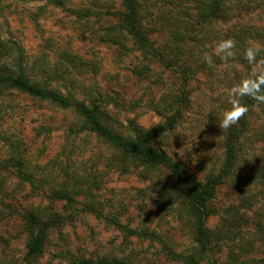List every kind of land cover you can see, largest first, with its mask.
<instances>
[{
  "label": "rangeland",
  "instance_id": "obj_1",
  "mask_svg": "<svg viewBox=\"0 0 264 264\" xmlns=\"http://www.w3.org/2000/svg\"><path fill=\"white\" fill-rule=\"evenodd\" d=\"M120 3L67 0V8L88 9L89 18H77L49 0H5L0 3V37L23 47L26 74L32 81L47 82L60 94L87 104L96 101L108 113L109 125L119 132H130L133 122L144 129L163 124L175 115L184 91L188 107L169 139L161 141L190 174L204 179L223 164L226 129L218 122L230 109V92L247 78L248 71L219 52L223 41L217 44L213 38L192 48V59L206 65L186 81L184 75L137 49L124 32L106 37V30L117 24L106 11L118 9ZM242 22L264 30L262 13L248 15ZM167 37L168 33L151 34L161 45ZM66 51L86 64L68 62L62 56ZM44 64L59 67L62 74H43ZM12 65L0 55V67ZM2 100L8 105L0 108L1 202L44 219L50 215L62 218L60 227L50 232L43 256L33 264H72L80 259L190 264L192 257L196 264H264V247L256 245L247 255L237 248L253 240L252 220L264 217V189L257 181H247L250 168L258 160V167L264 164V145L257 143L264 134V121L257 109L254 129L242 145L238 177H229L218 188L213 204L219 213L207 222L210 230L219 231L223 213L238 208L244 199L249 209L242 212L251 220L241 227L245 242L240 238L233 245L223 242L208 256L198 257L192 217L180 198L172 195L168 200L165 182L169 179L164 169L135 166L88 130L73 109L16 92L5 94ZM13 158L23 167L7 163ZM1 202L0 264H29L24 222ZM232 250L241 256L239 261L232 260Z\"/></svg>",
  "mask_w": 264,
  "mask_h": 264
},
{
  "label": "trees",
  "instance_id": "obj_2",
  "mask_svg": "<svg viewBox=\"0 0 264 264\" xmlns=\"http://www.w3.org/2000/svg\"><path fill=\"white\" fill-rule=\"evenodd\" d=\"M3 1L5 0H0V3ZM49 2L58 8L66 9L77 18H89L88 9L67 8V0H49ZM106 13L117 20L115 26L106 30L107 38L112 39V34L124 32L137 49L153 57L161 66L184 75L186 81L190 75H195L198 67L206 65L205 61L192 59L194 55L192 48L202 46L213 38L217 44L220 41H233L234 47L229 50L231 55L225 54V56L229 57L232 64L246 68L248 76L243 81L254 78L253 72L264 73V30L259 31L257 27H249V24L244 25L242 22L244 18L247 19L248 15L255 13L264 15V0H121L118 9L107 10ZM167 33L168 37L162 45L158 40L151 38V34L160 37L161 34ZM249 47L259 49L253 63H249L246 59V50ZM0 55L10 59L13 64L11 68L0 67V108L8 105L2 97L5 94L16 92L36 100L50 102L62 109H73L84 120L88 130L116 149L124 158L130 159L135 166H143L152 170L164 169L169 179V182H165L168 200H172V195L176 199L180 198L192 217L198 257L208 256L223 242L233 245L234 241L239 238L245 242V234L241 232V227L251 220L247 218L246 213L242 212V209H249L246 206L248 202L244 199L241 200L238 208H230L223 213L219 231L210 230L207 222L210 217L219 213L213 204L218 188L224 185L229 177H238L237 167L242 161V145L248 141L249 134L254 129V111L257 109L261 120L264 121V104H259L247 96L238 98L239 103L246 106L248 110L235 125L226 129L223 164L217 171L211 170L204 179L199 180L190 174L186 164L178 156H173V158L168 153L161 141V139H169L170 133L176 129L178 121L188 107L189 103L184 91L179 96L175 115L167 118L163 124L152 129H144L137 127L133 122L130 132L123 133L109 125L108 113L102 112L96 101L87 104L75 100L71 95L60 94L48 86L47 82L32 81L26 74L25 51L18 42L12 39L4 40L0 37ZM62 56L68 62L86 64L82 58L67 51ZM35 61L39 62L40 57L35 58ZM33 65L36 68L38 66L36 63ZM43 69H45L43 74L48 76L62 74L59 67H49L48 64H44ZM262 136L257 143L262 142L264 145V134ZM12 161L15 167L19 169L23 167V163L16 158L7 163ZM258 163L261 162L258 160L257 165L250 168L251 176L247 178V181L250 183L257 181V186L264 189V164L258 167ZM33 183L29 181V184ZM1 205L10 208L23 220L28 236L26 260L29 264H33L43 256L48 236L53 229L60 227L62 218L59 215H50L44 219L32 211L19 212L11 204L1 202ZM252 226L254 232L250 235L253 240L237 245L241 255L251 253L258 246L264 247V217H255L252 220ZM235 254L236 251L232 250V260L239 261L241 256ZM192 258L191 262L187 261L190 264H196L195 257ZM72 264L128 263L116 259H102L96 262L80 259Z\"/></svg>",
  "mask_w": 264,
  "mask_h": 264
},
{
  "label": "clouds",
  "instance_id": "obj_3",
  "mask_svg": "<svg viewBox=\"0 0 264 264\" xmlns=\"http://www.w3.org/2000/svg\"><path fill=\"white\" fill-rule=\"evenodd\" d=\"M234 47L233 41L227 40L221 42L219 45L218 51L224 52L228 56L231 55L229 51ZM259 52V49L254 47H249L246 50V59L249 63H253L256 60V56ZM253 77L246 81H242L241 84L234 88L230 92L231 108L226 110L219 119V127L224 130L235 125L239 119L247 112V107L241 105L238 101V98H243L245 96L250 97L259 104H264V73L253 72Z\"/></svg>",
  "mask_w": 264,
  "mask_h": 264
}]
</instances>
